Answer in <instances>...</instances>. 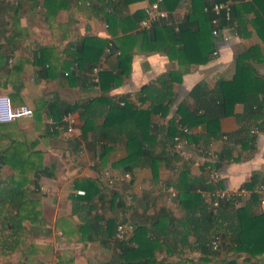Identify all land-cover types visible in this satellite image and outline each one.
Returning <instances> with one entry per match:
<instances>
[{
    "label": "crops",
    "instance_id": "1",
    "mask_svg": "<svg viewBox=\"0 0 264 264\" xmlns=\"http://www.w3.org/2000/svg\"><path fill=\"white\" fill-rule=\"evenodd\" d=\"M149 1L0 0V94H7L13 106L25 104L32 109L29 116L0 123V187L17 186L24 190L18 210L8 201L0 206V219H20L17 241L10 237L15 229H2L0 223V240L6 236L8 240L6 251L0 241V264H117L118 245L112 242L113 238H105L107 221L134 220L150 226L152 216L161 210L177 218L185 216L179 190L172 184L186 167L192 188L208 203L216 188L240 187L253 173H258V182L264 181V121H258L260 128H250V135L255 136L252 148L236 116L243 112L244 105L236 103L233 114L221 118L215 136L207 138L204 123L188 127L189 138L184 137L188 155L164 145V130L174 117L175 108L153 112L149 134L156 140V168L137 167L132 181L107 185L103 170L123 174L117 163L131 152L126 145L127 135L116 134V140L107 143L109 150L100 159L104 142L101 135L97 136L104 115L94 116L91 129L83 136L81 128L86 115L82 105L105 97L111 103L104 110L119 101L124 104L127 99L138 109H149L155 92L146 97L142 94L146 99L139 101L141 87L156 85L159 76L173 74L178 78L173 82L175 100L184 98L193 108L194 102L188 97L191 88L199 81L211 88L220 78L230 79L235 71V55L251 46L258 50L250 62L259 74H264V41L254 28L252 11L240 13L242 35L225 40L210 33L213 50L217 48L218 53L214 56L212 50L206 59L205 29H211L212 24L206 23L202 15L195 16L192 7L206 11L216 1L204 0L202 6L201 0H165L162 7L167 18L161 24L175 31L185 25L189 30H201L200 34L185 35L181 40H174L163 31L154 35L150 27L141 25ZM226 2L236 5L253 0ZM191 14L194 18L189 17ZM144 29H149L147 35H143ZM101 41L104 46L97 54ZM121 51L130 52L127 74L117 66ZM93 66L100 67L98 74H115L109 90L102 91L98 81L86 80ZM68 106L74 108L67 111ZM67 115L71 123L65 120ZM69 126L71 131L67 130ZM226 148H231L232 153L228 159L211 161L201 155L206 150L217 158ZM173 154L182 158L176 160ZM207 161L220 174L216 183L208 181ZM88 180L96 188H89L91 196L87 202L83 195L76 194V189L84 187ZM163 187L168 191H163ZM170 189L176 192L175 196H170ZM188 202L184 201L186 205ZM193 209H197L196 204ZM150 230L155 234L156 228L151 226ZM166 233L165 237L159 235L161 246L154 252L155 258L165 264L264 262V253L251 258L244 252L221 253L203 260L191 247L193 236H189L188 245L176 244L179 253L169 254L165 242L173 244L174 240L168 229ZM130 235L131 232L126 238ZM235 253L242 260L229 256Z\"/></svg>",
    "mask_w": 264,
    "mask_h": 264
},
{
    "label": "trees",
    "instance_id": "2",
    "mask_svg": "<svg viewBox=\"0 0 264 264\" xmlns=\"http://www.w3.org/2000/svg\"><path fill=\"white\" fill-rule=\"evenodd\" d=\"M192 1L193 3L197 2V0ZM201 1L203 6L204 0ZM215 1L226 2V0ZM163 4H165V0L162 1ZM200 9L201 7L198 10L193 5L192 13H195V16L202 15L206 23H209L216 16L218 17V26L221 29L233 26L238 35H242L240 26L243 25L240 13L242 10L252 11L255 15L252 23L264 41V0H253L252 3L243 2L236 5L230 4V19L225 18L223 10L216 15L210 7L206 11L201 9L200 12ZM192 16V14L189 15L190 18H194ZM150 29L154 35H157L158 31H163L168 36L173 37L174 40H181L185 35L201 33L198 27L194 30H189L186 25L179 26V29L175 31L171 26L161 24V22L153 24ZM210 30L208 26L205 29L206 38L208 39L206 59L213 50L212 40L209 37ZM142 33L147 35L149 29H144ZM103 46L104 42L101 41L97 54H100V49ZM257 48L256 46H251L235 55V71L230 79L220 78L216 80L215 85L211 88L204 81L197 82L188 93V97L194 102L193 108L188 107L184 102V98L175 100L173 82L178 78L173 74H164L159 76L156 85H144L141 87L140 94H137L139 101H142L146 99V96H150V92H155L149 109H138L127 99L123 105L112 104L108 109L104 110V106L111 103V100L105 97L95 98L82 105L83 113L86 117L81 133L85 136L88 130L91 129L90 125L93 124L92 119L94 116L104 115V121L98 127L99 134L97 136L101 135V140L104 142L103 150L99 152L100 159L104 158L109 150L107 143L115 141L116 134L123 135V132L126 133V145L130 147L131 152L126 158L118 162L117 166L122 168L123 173L129 172L131 175L129 181H132L133 172L137 167L149 165L155 169L159 160L153 150V145L156 142L155 137L149 134L150 116L153 112L164 113L171 106L175 108V115L164 130V145L173 147L175 135L180 134L187 139L189 138L182 131V126L194 127L204 123L207 128V138L215 136L217 130H219L221 118L233 114L234 105L242 103L244 105L243 112L236 116L242 122L240 129L246 133V141L253 148L255 136L250 135V128L252 126L260 128L258 121L260 119L264 121V74H259L250 62L251 58H255ZM95 60L91 59V61ZM202 60L204 61L205 59ZM129 62L130 52L121 51L117 55V66H119V70L123 74L128 73ZM114 78L115 74L113 75L110 72L100 73L98 74L97 84L102 91H107L114 85ZM86 80L94 83L91 80V75ZM142 94H145V97ZM72 108L74 106H68L66 110L69 111ZM231 155V148H226L217 154L216 159L219 161L228 159ZM172 157L176 160L182 158V156L177 154H173ZM258 180V173H253L250 179L243 183V186L247 189H252ZM172 185L179 190V202L185 207V216L177 218L173 214L161 210L153 215L154 217L152 216L150 226L147 223L132 220L130 221L133 225L130 230L131 235L123 239H119L115 235L116 227L119 223L115 219L107 221L108 232L105 238H113L112 242L118 245L119 251L116 254L118 260L115 261L117 264H165L162 260L155 258L154 252L161 246L159 235H167V229L174 240L173 244L165 242L166 252L169 254L179 253V251L175 250L176 244L181 246L188 245L189 236L194 237L193 246L191 247L201 254L203 260L228 252H244L251 258H256L264 253V210L258 208V198L254 192L245 200L237 202L223 200L218 206L213 207L192 188L187 167L183 168L179 179L177 182H173ZM84 187H82L85 191L83 199L88 202L91 196L89 188L94 189L96 186L94 182L88 180ZM23 195V188L17 186L0 187V206L6 205L8 201V204L14 210H18L23 202ZM185 200L189 201L187 205L184 203ZM194 204L197 205V209H193ZM0 223L2 229L8 227L15 229L14 235L10 237L12 241H17L20 235L16 231L20 228V219L2 218ZM151 226L156 228L155 234L151 232ZM215 235L220 238V246L218 249L213 250L211 241ZM97 236L104 242L101 235L100 237L99 235ZM0 241L2 247L5 248L4 251H6V248H8L6 245V241L8 242L7 236ZM218 264L237 263L231 260L219 262ZM247 264H259V262H248ZM260 264H264V262Z\"/></svg>",
    "mask_w": 264,
    "mask_h": 264
},
{
    "label": "built area",
    "instance_id": "3",
    "mask_svg": "<svg viewBox=\"0 0 264 264\" xmlns=\"http://www.w3.org/2000/svg\"><path fill=\"white\" fill-rule=\"evenodd\" d=\"M163 0H150L147 5L144 7V16L141 19L140 23L143 27H150L153 24L160 22L167 18V12L162 7ZM230 4L225 1L215 2L210 7L211 10L217 15L221 10L225 13V18L230 19L229 13ZM211 34L215 37L221 36L225 40L229 37H236L238 34L235 31L233 26L221 27L218 26V17H213L211 19ZM229 33V34H228ZM217 48L213 50L212 54L217 55ZM100 70L99 66H93L91 71V79L94 82L98 81V72ZM119 104H123V101H119ZM32 114V109L25 104H21L18 106H13L11 100L7 94H0V123L10 122L17 118L23 116H29ZM65 120L71 123V119L69 115L65 117ZM182 131L188 133L189 128L187 126L181 127ZM68 131H71L72 128L69 126L67 128ZM186 138V137H185ZM182 135L177 134L174 136V145L173 149L176 153L180 155H188L186 147L188 146V141ZM203 158H209L208 160L215 161L216 158L214 155L210 154L208 151H203L201 153ZM209 162V161H207ZM206 173L209 182L216 183L219 181L220 174L216 168L213 167L212 163L209 162L206 166ZM102 176L106 179L107 185H114L116 183L129 181L131 175L129 172H124L122 175H114L110 170H103L101 172ZM163 191H168L167 187L162 188ZM255 193L258 198V207L260 210H264V181H260L256 183L252 189H247L245 186H240L237 188H216L212 191L209 199V203L211 206L216 207L223 200H233L235 202L239 200L247 199L251 193ZM170 196H175L176 192L174 190H169ZM76 194L84 195L85 191L83 189H76ZM132 223H119L116 227V237L119 239L126 238L132 229ZM220 246V238L218 235H215L211 241V248L213 250L218 249Z\"/></svg>",
    "mask_w": 264,
    "mask_h": 264
},
{
    "label": "rangeland",
    "instance_id": "4",
    "mask_svg": "<svg viewBox=\"0 0 264 264\" xmlns=\"http://www.w3.org/2000/svg\"><path fill=\"white\" fill-rule=\"evenodd\" d=\"M229 256H231V257H234V259H236V260H242V258H241V255L240 254H230ZM228 256V257H229ZM244 260V259H243ZM247 261V260H246ZM219 262H217L216 264H218ZM237 264H247V262H236Z\"/></svg>",
    "mask_w": 264,
    "mask_h": 264
}]
</instances>
